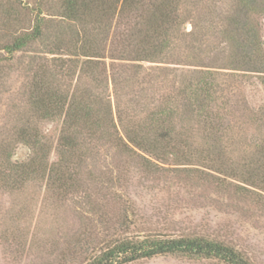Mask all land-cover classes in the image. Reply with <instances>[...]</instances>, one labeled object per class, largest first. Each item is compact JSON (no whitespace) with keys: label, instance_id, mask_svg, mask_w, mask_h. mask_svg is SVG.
Wrapping results in <instances>:
<instances>
[{"label":"trees","instance_id":"trees-1","mask_svg":"<svg viewBox=\"0 0 264 264\" xmlns=\"http://www.w3.org/2000/svg\"><path fill=\"white\" fill-rule=\"evenodd\" d=\"M12 3L15 6L1 3L0 49L10 55L28 52L31 60L26 69L32 72L25 96L28 104L18 117L15 139L0 152L15 170L16 185L39 177L63 199L76 186L98 190L125 186L129 168L137 167L157 178L170 172L187 178L206 174L220 188H232L239 195L252 193L258 202L264 198V133L254 137L247 132L245 121L234 117L226 95L234 85H243L235 72L241 69L234 65L241 61L234 59L223 74L198 69L193 75L185 72L183 79L175 76L176 68L157 65L172 63L171 53L186 37L204 40L205 25L194 12L206 14L213 0ZM252 3L236 0L225 9L221 2L214 6L226 20L218 31L224 29L236 42L235 35L245 30L252 45L244 61L257 64L245 70L264 85V27L252 23L254 17L248 14ZM209 16L205 23H210ZM188 23L190 31L185 29ZM36 44L43 47L34 50ZM172 80L176 86L170 84ZM260 111L247 116L251 125L264 116ZM179 115L186 117V122L181 118L182 126ZM44 122L58 125L55 159ZM17 144L27 148L24 159L15 160ZM103 145L114 159L105 176L103 170L98 174L97 169L87 170L88 159H97ZM125 198L114 193L122 205ZM129 208H124L119 232L107 234L86 264H132L173 254L256 264L242 249L223 240L152 230L147 226L150 222L140 221L135 212L129 214Z\"/></svg>","mask_w":264,"mask_h":264},{"label":"rangeland","instance_id":"rangeland-1","mask_svg":"<svg viewBox=\"0 0 264 264\" xmlns=\"http://www.w3.org/2000/svg\"><path fill=\"white\" fill-rule=\"evenodd\" d=\"M2 2H6L8 7L15 6L12 3L14 0H0V29L3 26ZM219 2L224 8L236 0H213L206 14L193 11L194 15L200 14L199 20L205 25L207 35L203 37L204 40L195 42L190 36L186 37L171 53L172 63L157 65L176 68L175 76L183 79L187 76L185 72L193 75L198 69L219 70L222 74L229 72L227 68L232 67L233 60L238 58L241 62L234 65L241 70L235 72L242 78L243 85H234L231 90H227L226 95L235 112L234 117L245 121L246 125H243L245 128L248 126L247 132L254 134V137L260 132L263 135L264 116L257 117L259 121L255 125L253 122L251 125L247 117L253 110L264 111V85L256 76L249 77L253 76L252 73L245 70L257 65L244 61L251 51L252 42L247 41L245 30L235 35L238 38L236 42L228 33L223 32L224 29L218 31L226 25L224 14L214 6ZM252 2L254 9L251 7L253 11L248 13L254 17L252 23L264 27V0ZM207 13L211 14L208 17L210 23L204 22ZM185 27L187 31L192 29L190 23ZM39 47L41 49L43 46L36 44L33 49ZM0 52V59L3 60L0 67L1 152L3 148H9L8 145L15 139L13 131L17 127L18 117L24 113V106L28 104L25 96L30 88L28 83L32 72L26 69L31 60L28 52L15 55L2 49ZM174 83L172 80L170 84ZM181 118L186 122V117L179 115L177 122L180 126L185 124ZM42 125L52 137L51 159H55L57 144L54 139L58 135V125L53 122H44ZM43 141L47 142L48 138ZM15 147V160L24 159L22 157L27 156V148L22 144ZM101 148V155L97 159H88L87 170L97 169L96 173L103 170L105 176L114 159L107 146ZM1 155L0 264H86L93 254V248L96 249L107 234L119 232L120 220L127 207H131L128 209L129 214L135 212L140 221L150 222L147 226L152 230L170 235H206L223 240L242 249L254 263L264 264V198L258 202L252 193L249 196L239 195L232 188H220L206 174H195L187 178L179 172H170L169 175H159L157 178L132 167L129 168L127 178L130 179L125 186L112 189L103 187L100 190L91 186L77 189L76 186L60 199L57 192L48 190L46 180L39 177L38 180L23 179L20 186L16 185L15 170L4 162ZM115 192L125 195L124 205L114 199ZM135 228L132 226L131 231ZM132 264L228 263L218 258L173 254Z\"/></svg>","mask_w":264,"mask_h":264}]
</instances>
